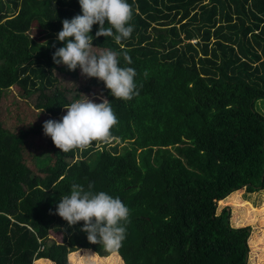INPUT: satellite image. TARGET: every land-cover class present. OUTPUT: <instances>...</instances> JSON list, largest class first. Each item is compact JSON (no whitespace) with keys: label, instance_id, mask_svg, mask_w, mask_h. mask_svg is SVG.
<instances>
[{"label":"trees","instance_id":"1","mask_svg":"<svg viewBox=\"0 0 264 264\" xmlns=\"http://www.w3.org/2000/svg\"><path fill=\"white\" fill-rule=\"evenodd\" d=\"M126 2L133 9L128 39L117 44L113 37H96L98 24L89 33L100 48L128 50L132 63L121 57L120 66L137 72L138 94L127 101L112 96L95 77L83 86H102L110 101L118 120L110 143L94 141L83 152L65 153L47 136L51 155L35 159V172L22 160L25 131L0 122V264H33L37 258L71 264L75 252L69 251L77 247L92 250L100 264H181L176 250L184 243L178 235L161 242L155 234L166 209L164 204L154 208L156 199L170 200L175 189L186 209L197 210L190 219L201 226L192 229L200 240L228 241V251L202 261L222 264L227 256L235 258L229 264H249V226L231 224L226 206L216 211L214 201L196 200L203 192L213 190L219 199L238 187L249 193L264 184V0ZM80 14L78 0H0V109H8L11 96L38 91L47 100L61 93L44 91L57 79L53 69L74 71L63 64L51 67L46 51L64 46L56 39L62 21ZM222 85L240 89V108L259 124L254 151L228 127L238 114L218 89ZM86 96L101 100L92 89ZM65 97L56 102L54 116L66 113ZM48 119L54 118L39 126ZM45 136L43 131L40 139ZM73 183L86 190L91 183L94 192L119 197L128 207L126 238L118 250L90 243L81 231L83 221L69 226L56 214ZM204 244L194 256L212 248ZM49 260L35 263L52 264Z\"/></svg>","mask_w":264,"mask_h":264},{"label":"clouds","instance_id":"2","mask_svg":"<svg viewBox=\"0 0 264 264\" xmlns=\"http://www.w3.org/2000/svg\"><path fill=\"white\" fill-rule=\"evenodd\" d=\"M78 2L82 14L62 21V30L56 39L65 43L53 53V62L65 65L70 71L79 67L82 76L103 81L112 96L125 101L132 99L138 94L134 80L137 72L132 67L120 66L121 57L126 64L132 63L128 50L118 52L109 49L96 53L93 51V36L89 35L92 26L98 24L96 37H113L117 44L128 39L133 32L129 23L133 15L132 6L126 0ZM106 23L109 27H105ZM144 75L146 77L147 72ZM63 107L66 113L59 121L48 119L43 122L44 134L60 151L67 153L78 149L83 152L94 141L104 144L112 141L111 129L118 120L107 98L101 96V102L97 103L84 95V99ZM92 189L91 183L87 190L81 184H71L70 194L60 198L56 214L69 226L83 221L81 231L87 234L90 243H100L109 251L118 250L126 238L129 209L119 197Z\"/></svg>","mask_w":264,"mask_h":264},{"label":"rangeland","instance_id":"3","mask_svg":"<svg viewBox=\"0 0 264 264\" xmlns=\"http://www.w3.org/2000/svg\"><path fill=\"white\" fill-rule=\"evenodd\" d=\"M191 41L194 40L191 39ZM93 46L95 47L93 51L96 53L106 50L105 48H100L94 44ZM55 49L57 48L50 47L46 51L51 67L56 65L52 59V54ZM53 72L57 79L53 85L47 87L44 91L45 93H53L56 90H60L61 93L56 98H50L46 100L38 93V91H35L32 93V95L19 94L18 96L10 97L8 109H0V122L3 126L12 131H25V140L21 144L22 160L24 164H26L35 172L38 171L35 165V159H46V155H51V152H46L47 150L45 141L47 136H45L42 140L40 139L43 128L39 125L48 117L54 118L57 121L60 120L58 115L54 116V110L58 109L56 102L60 100L61 96H66L61 102L67 103L69 105L76 100H82L83 95H89L91 89L94 90L96 95L98 94V96H102V86H91L88 90L83 89V86L89 78L81 75L79 67L74 70L72 75L59 73L55 69H53ZM14 85L17 88V85ZM218 89L221 91L222 96L228 100L229 106L232 107V109H234L238 114V119L236 122L228 124V127H231L233 129L234 135L245 141L248 145V148L254 151L259 124L254 123L251 115L240 108L243 103V99H241L239 94L240 89L235 85H222L218 86ZM19 90L24 92L20 88ZM92 99L97 103L101 102V100H96V97H92ZM31 107L39 109V112L42 109L44 110L41 113L37 111L34 112L30 109ZM25 114H28L29 118L27 115L26 117H23ZM17 175L18 173L16 176ZM134 179L137 180L139 178L135 176ZM213 193V190L203 192L201 195H199V197H197L196 201H207V203L214 201L216 205V211H218L221 206H226L230 211L229 221L231 224L249 226L250 230L247 238L249 250L247 256L248 263L264 264V184L261 188L249 193L244 192V187L241 186L231 190L226 196L219 199L212 197ZM156 202L158 204L157 207L154 206V208L158 209L163 204L166 208L164 209L165 214L162 220L163 223L158 226L160 227V230L155 231L156 238L158 237L157 239L162 242L168 240L169 237L174 238L172 234L176 233L178 235L179 240H182V243H184L176 250V258L181 264H205L204 261H202L204 258L209 257V261H213L212 257L214 256H212L210 253H215L217 256H220L221 252L228 251L227 248H229V244H227V239H217L216 237L215 239H208L206 242H204L202 239H199L197 233L192 231L194 228H197L199 231L201 230V226H196L194 221L192 222L193 219H190L191 214L192 217L193 214H197V210L190 212L188 208L186 209L185 206H183L186 200L182 201L180 197H177L176 189L174 190V195L172 194V196H170V200L166 199L165 196L162 195L156 199ZM186 218H188V220ZM163 225L165 226L162 227ZM189 243H191L190 250H188ZM202 243H205L204 246L212 245V248L208 250L209 252L207 251L208 248L199 250L198 252L200 254L194 256L196 255L194 253V249L198 248V246H201ZM162 250L167 251L165 247L162 248ZM70 252H75V255H73V258H75L73 259L74 261L72 260L71 263V261L68 259L71 264H100L98 259L92 257V253L94 252L88 248L77 247L69 251V253ZM225 255L226 254H224V256ZM224 259L225 260H222V264H229L230 262L235 261V258L233 257L226 256ZM34 263L35 262L33 261V264ZM121 263L123 262L121 261ZM108 264L110 263L108 262Z\"/></svg>","mask_w":264,"mask_h":264},{"label":"crops","instance_id":"4","mask_svg":"<svg viewBox=\"0 0 264 264\" xmlns=\"http://www.w3.org/2000/svg\"><path fill=\"white\" fill-rule=\"evenodd\" d=\"M43 259L49 260V259H47V258H37V259L34 260V262H35L36 260H43ZM49 261L52 262L51 260H49ZM34 264H39V263H34ZM52 264H54V263L52 262Z\"/></svg>","mask_w":264,"mask_h":264}]
</instances>
